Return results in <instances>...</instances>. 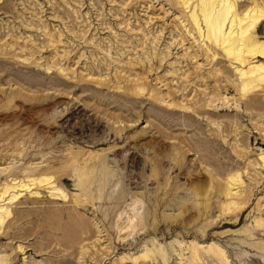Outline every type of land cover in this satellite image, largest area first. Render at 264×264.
Masks as SVG:
<instances>
[{"label": "rangeland", "instance_id": "374dc122", "mask_svg": "<svg viewBox=\"0 0 264 264\" xmlns=\"http://www.w3.org/2000/svg\"><path fill=\"white\" fill-rule=\"evenodd\" d=\"M185 23L166 0H0V166L23 139L16 171L29 162L57 168L77 152L81 163L58 173L66 200L41 188L12 206L0 229L5 264H165L135 260L160 245L168 264H215L212 243L230 264H264L249 244L264 243V93L241 97L236 65L220 53L209 60ZM137 80L144 94L133 91ZM94 152L111 168L102 197L103 176L85 184L78 175ZM155 160L163 171L150 180ZM234 170L246 185L240 212L213 192L210 210L193 206L191 181L217 184ZM167 174L175 194L162 187ZM135 193L152 197L142 207L151 223L119 233L126 218L117 214L132 213Z\"/></svg>", "mask_w": 264, "mask_h": 264}, {"label": "bare ground", "instance_id": "6f19581e", "mask_svg": "<svg viewBox=\"0 0 264 264\" xmlns=\"http://www.w3.org/2000/svg\"><path fill=\"white\" fill-rule=\"evenodd\" d=\"M166 1L169 3V5L174 3L177 5V7H180L184 15V21L186 22L185 24H182V26L189 34L195 36L194 38L206 46L205 51L207 58H210L209 60L212 59L214 61L216 54L220 53L231 64L236 65L235 68L238 79L237 91L241 97L248 98L250 94L257 91H262L264 93V39L258 35V24L264 19V0H250V3L245 7L239 6L240 0ZM28 58L29 57H25L24 59L27 60ZM209 64L211 63L209 62ZM51 66L47 64L49 69ZM132 87L135 94L139 93V95L140 93L144 94L143 91L147 88L145 84L139 80L135 81ZM210 101H212V99ZM25 140L23 139L15 141L14 148L8 155V159L11 157L13 158L10 160V162L6 163V161H4L3 163L6 164H2L0 166V176L3 174L6 176L5 180L0 182V229L5 226L7 220L12 215V206L20 202L21 197L23 196H39L42 188L48 190L50 196L53 198L62 200L69 198V195L63 184L58 180V173H62L63 171L67 172V170L70 171L73 168L78 167L80 163L78 161L79 156H77V152L76 155L73 154L71 159L69 158V162L63 161L57 168H55L49 162H47L45 165L29 162L26 167H23L20 169V171H16L17 163L21 160L20 158L25 153L24 151H26V146L24 147V145H26L24 142ZM101 156L102 155L98 156V154H95V152L90 153L87 161L83 162L85 164L79 168L78 175L85 184L92 183L95 177H98L97 179H99V176H103L104 178L100 180H102L104 184L103 182L101 184L99 183V196L102 197L104 194L103 190L105 189L104 187L107 182H105V178L107 177L105 175L111 174V168L108 164V161H106L105 156ZM168 156L170 157V160L172 159L175 162L177 161L176 156ZM97 157H99L98 161L95 162L94 160H96ZM92 160L94 162L89 163V161ZM261 160L262 165L264 166L263 153L261 154ZM160 162H162V160H155L153 162L151 174L149 175V177L151 176L149 178L150 180L153 178V176H157L158 178V175L163 171V168L161 169V167L164 165L162 164V166H160ZM190 174L192 176V173ZM109 177H111V175ZM168 180L169 175L167 174L162 187H166V185L169 184V191L171 194H175L179 189V185H171L170 181L168 182ZM190 186L192 188V193L194 194L192 201L193 206L198 207L199 210L202 208L204 212L210 210L212 207V196L210 195L211 192H213L217 197L225 195L228 200L226 210L229 212H240L247 203L244 195L246 185L242 178V172L239 170L231 171L224 181H218L217 184H215V182L213 183V180L211 179L209 182L206 180L202 182L191 181ZM159 190H161V188ZM92 194L93 193H88L86 196L87 200L89 199L88 201L95 199L94 194ZM132 196L133 199L129 203L132 213H128L127 210H122L117 214L118 220L122 219L123 216L126 218L121 226H117V231L119 233L127 232L129 234L131 230L143 228L145 225L148 226L151 223L149 221L150 212L149 214H146L145 211L142 210V207H144L143 204H145L144 200L147 199L150 201L152 197L150 196V198L148 196V199L144 193H135ZM156 197L155 200L157 205H162L168 200L167 198ZM83 200L84 199H81V196L79 197L78 195L73 197V201H75L77 204L81 202L83 203ZM183 204L184 203H182L180 207L185 209L187 205L182 207ZM153 216V219H156L157 221L155 220V222L157 223V214L155 213ZM164 217L170 218V216L166 215H164ZM257 224L264 225V220L261 219L259 222H257ZM154 225L155 224L151 225L153 226V229L155 227ZM154 230H156V228ZM178 243H180V241H178ZM249 244L253 247H256V249L261 250V253L264 255V243ZM210 252L214 258V261L216 262L215 264H230L225 250L217 244L212 243L210 245ZM198 254L199 253L197 251L196 255ZM151 256H159L165 264L169 263L168 249L162 245L156 246L153 249H147L143 255L137 257L135 260L142 261L143 259L149 258ZM7 261L8 256L1 254L0 252V263L5 264Z\"/></svg>", "mask_w": 264, "mask_h": 264}]
</instances>
